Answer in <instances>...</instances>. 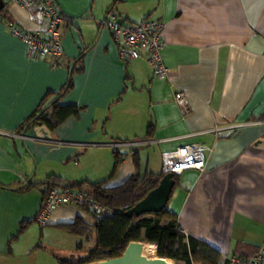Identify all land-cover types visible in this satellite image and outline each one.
Returning <instances> with one entry per match:
<instances>
[{
	"label": "crops",
	"instance_id": "crops-1",
	"mask_svg": "<svg viewBox=\"0 0 264 264\" xmlns=\"http://www.w3.org/2000/svg\"><path fill=\"white\" fill-rule=\"evenodd\" d=\"M6 1L20 26L47 27ZM54 2L65 18L60 55H31L0 19V259L33 253L36 244L27 248L31 230L39 225L44 233L45 225L36 219L44 187L34 183L58 175L65 185L85 188L110 179L107 186H118L138 173H162V152L183 143L209 147L205 170L178 175L170 197L169 210L183 232L218 248L220 264H228L230 256L260 253L264 0ZM107 14L164 23L169 77H155L146 51L131 60L120 56L112 32L103 26ZM70 81L62 102L79 106L78 114L56 129L46 124L23 129L47 94L56 96ZM180 90L187 92L188 111L175 101ZM78 217L95 221L92 214L67 205L53 213L49 226Z\"/></svg>",
	"mask_w": 264,
	"mask_h": 264
},
{
	"label": "trees",
	"instance_id": "trees-1",
	"mask_svg": "<svg viewBox=\"0 0 264 264\" xmlns=\"http://www.w3.org/2000/svg\"><path fill=\"white\" fill-rule=\"evenodd\" d=\"M52 2L58 10L54 0ZM7 3L8 1H6V5ZM1 17L7 23L15 22L10 16L8 6L0 11V19ZM71 83L72 81L60 92L56 93V96L54 93H48L44 99L43 106L41 105L30 114L23 125H21L23 129L37 124H46L51 129H56L70 116L78 114L79 106L63 104L62 102L63 96L70 89ZM51 94L55 96L54 99L45 104ZM150 135L151 133L149 132L148 136ZM118 164L119 161L117 160L115 169ZM164 174L163 172L160 174L138 173L132 175L127 181L118 186H107L106 184L110 179L88 184L85 188L81 186L82 184L65 185L60 181L61 179L58 175H51L42 182L34 183L44 187L43 193L56 186L86 189L98 201L111 206L114 210L111 215L103 217L92 214L95 217L93 224L86 223L80 217L73 223L56 224L58 227H63L70 233L84 236L87 241L94 243L85 258L77 260L61 258L59 259V264H86L121 256L131 241L157 243L158 254L175 260L176 264H220L222 252L213 245L187 236L179 224L178 217L169 210V202L160 212H145L132 218L125 215L126 210L133 207L148 192L158 186ZM175 177L177 179L176 184H178L179 177L178 175H175ZM28 224V221L22 224L20 233ZM78 245L80 248L83 243L80 242ZM253 256L242 257L250 259Z\"/></svg>",
	"mask_w": 264,
	"mask_h": 264
},
{
	"label": "built area",
	"instance_id": "built-area-1",
	"mask_svg": "<svg viewBox=\"0 0 264 264\" xmlns=\"http://www.w3.org/2000/svg\"><path fill=\"white\" fill-rule=\"evenodd\" d=\"M24 8L30 20L46 28L26 29L17 22L7 23L11 33L20 38L31 55H60L62 53V30L65 18L57 10L52 0H12ZM117 14H111L103 21V26L110 29L116 41L120 56L124 60L139 58L147 52V60L154 70L155 77L166 79L169 69L163 58L165 41L164 23L157 20L142 19L138 22H121ZM176 103L184 110H189L187 92L175 93ZM215 130V129H214ZM1 132V130H0ZM209 147L200 143H183L176 148L162 152L163 173L173 172L180 175L185 170H205ZM75 205L82 211L99 217L113 213V208L98 201L86 189L64 186L52 187L44 193V203L36 219L42 225L50 223L53 213L60 207ZM264 249L250 259L230 256L228 264H264Z\"/></svg>",
	"mask_w": 264,
	"mask_h": 264
},
{
	"label": "rangeland",
	"instance_id": "rangeland-1",
	"mask_svg": "<svg viewBox=\"0 0 264 264\" xmlns=\"http://www.w3.org/2000/svg\"><path fill=\"white\" fill-rule=\"evenodd\" d=\"M38 226L31 230L33 234L29 236L27 246L30 249L36 244L34 248H31L33 253L22 254L21 257H18L19 260H17L18 258L0 259V264H58L57 258L69 260L85 258L94 246V243L87 241L84 236L69 233L63 227L49 226L48 224L43 226L44 233L42 234ZM80 242L83 243V246L79 248ZM36 251H38V255L34 253ZM174 263L176 264L175 260Z\"/></svg>",
	"mask_w": 264,
	"mask_h": 264
},
{
	"label": "water",
	"instance_id": "water-1",
	"mask_svg": "<svg viewBox=\"0 0 264 264\" xmlns=\"http://www.w3.org/2000/svg\"><path fill=\"white\" fill-rule=\"evenodd\" d=\"M6 7V1L0 0V11ZM111 10L109 11V13ZM108 13V14H109ZM108 14L106 18L108 17ZM124 22V18H119ZM177 179L173 172L165 173L160 180L157 187L153 188L148 194L137 202L133 207L125 211V215L129 218L141 215L145 212H160L168 204L171 194L176 186ZM136 242L131 241L124 253L121 256L112 257L105 260L95 261L86 264H170L168 257L161 256H148L146 254L134 253ZM158 253V249H157Z\"/></svg>",
	"mask_w": 264,
	"mask_h": 264
},
{
	"label": "bare ground",
	"instance_id": "bare-ground-1",
	"mask_svg": "<svg viewBox=\"0 0 264 264\" xmlns=\"http://www.w3.org/2000/svg\"><path fill=\"white\" fill-rule=\"evenodd\" d=\"M158 244L154 242H136L134 253L157 256ZM170 264H175L173 259H169Z\"/></svg>",
	"mask_w": 264,
	"mask_h": 264
}]
</instances>
